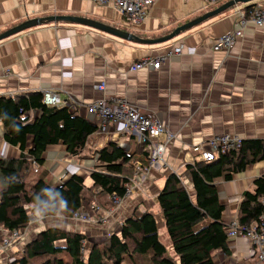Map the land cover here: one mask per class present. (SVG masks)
Instances as JSON below:
<instances>
[{
  "label": "crops",
  "instance_id": "0c3cea01",
  "mask_svg": "<svg viewBox=\"0 0 264 264\" xmlns=\"http://www.w3.org/2000/svg\"><path fill=\"white\" fill-rule=\"evenodd\" d=\"M226 1L218 0L207 6L205 0H155L141 23L129 24L113 6L98 5L91 0H0V33L30 18L57 15L86 18L152 39L169 34ZM251 2L231 6L169 40L153 44L130 41L66 19L42 23L1 39L0 96L56 91L61 106H67L72 114L83 116L96 126L98 118L87 111V106L100 98L111 103L123 99L141 112L157 115L175 134L165 146L162 161L139 183L134 182L136 165L145 163L146 153L136 137L118 122H110L102 135L91 134L78 156L67 155L61 141L49 145L43 152V164L33 171L37 173L34 180L42 178L55 186L76 173L89 184L98 156L92 152L110 141L116 142L135 165L128 183L130 193L122 197L116 208L108 212L100 210L107 219L102 231L109 235L120 230L127 216L144 212L147 199L153 200V209L157 210L156 197L167 174L179 175L191 191L186 165L202 159L200 150L209 148L212 137L228 134L240 141L264 139V28L247 22L228 52L212 51L208 45L209 40L232 31L237 11ZM180 43L187 50L159 68L130 71L136 59L165 53ZM102 81L106 87L99 91L95 86ZM38 115V110L29 112L30 119ZM163 138L161 135L160 139ZM31 145V136H27L26 147ZM21 154L18 146L4 140L0 121V156L17 159ZM263 173L264 160H260L234 174L231 180H217L218 196L225 205L222 215L225 222L236 218L241 192L252 188L253 179ZM32 217L25 234L9 249L0 250V261L7 259L8 252L10 255L22 249L27 238L45 226L84 231L94 242L108 236L102 233L92 236L90 224L73 218L43 216L40 211H35ZM161 240L167 245V235ZM227 245L229 255L220 250L212 252L214 264H255V247L249 240L229 237Z\"/></svg>",
  "mask_w": 264,
  "mask_h": 264
},
{
  "label": "trees",
  "instance_id": "16d2710c",
  "mask_svg": "<svg viewBox=\"0 0 264 264\" xmlns=\"http://www.w3.org/2000/svg\"><path fill=\"white\" fill-rule=\"evenodd\" d=\"M253 5L254 1L243 11L248 13ZM31 110H38L39 115L30 119ZM0 121L4 140L22 151L17 159L0 156V243L14 230L23 234L35 211L43 216L62 213L72 217L92 203L88 193L110 199L125 196L135 162L114 141L92 152L98 156L89 184L75 173L55 186L42 178L26 186L27 170L32 163L43 164V152L49 145L61 141L67 155L78 156L96 131V125L72 114L67 106L46 105L40 91L0 96ZM27 136L32 139L29 148ZM260 160H264V139L241 140L239 147L218 151L212 160L200 159L186 165L192 193L179 175H166L156 197L162 221L151 210L132 214L123 219L118 232L100 242L90 240L84 231L45 226L28 237L20 251L10 254L8 264H122L125 259L131 264H214V250L230 254L226 234L229 223L222 219L225 205L219 199L216 182L231 180L234 174ZM261 217L264 173L253 179L252 188L241 192L236 220L243 227H251L255 223L259 226ZM205 219L204 224L196 225ZM160 223L174 255L166 254L167 245L159 238Z\"/></svg>",
  "mask_w": 264,
  "mask_h": 264
},
{
  "label": "built area",
  "instance_id": "2783aa9c",
  "mask_svg": "<svg viewBox=\"0 0 264 264\" xmlns=\"http://www.w3.org/2000/svg\"><path fill=\"white\" fill-rule=\"evenodd\" d=\"M98 5H111L122 16L125 23L139 24L141 23L150 6L155 0H91ZM218 0H205V4L213 5ZM246 13L243 10L237 11L238 19L232 31L227 32L217 38L208 41L210 50L212 51H230L234 42L242 35V28L247 22H252L257 27L264 28V3L255 2L253 7ZM187 50V47L180 43L177 46L169 48L165 53L150 55L146 54L136 59L130 66V71L140 68L157 69L171 57L179 56ZM106 87L104 81L98 83L95 88L103 91ZM43 102L46 105H60L61 99L56 91L45 90L42 92ZM87 111L94 114L98 118L97 135H102L107 131L110 122L121 123L124 130L136 137L139 144L142 145L146 155L145 163L136 165L137 172L134 182H140L144 179L147 172L162 161L166 144L171 141L175 134L167 128V125L155 114L144 113L123 99H117L114 103L109 102L105 98L97 99L87 106ZM163 135L164 138L160 139ZM240 139L232 137L228 134L214 136L210 139L209 148L200 150L203 160H212L218 151L227 152L229 148L239 147ZM131 185L126 184V194L130 193ZM111 199L116 204H120L122 198L113 196ZM117 205V206H118ZM73 219L79 221L89 220V216L82 210L73 214ZM97 218L102 219L103 216ZM227 237H243L249 240L255 247V264H264V218H260V225H252L251 227H243L237 223L236 219L229 222L227 228ZM20 234L14 230L11 235L6 236L0 243V250L8 249L18 240Z\"/></svg>",
  "mask_w": 264,
  "mask_h": 264
},
{
  "label": "water",
  "instance_id": "95a60500",
  "mask_svg": "<svg viewBox=\"0 0 264 264\" xmlns=\"http://www.w3.org/2000/svg\"><path fill=\"white\" fill-rule=\"evenodd\" d=\"M251 1H255V0H228L225 3H223L222 5L207 11L205 13H203L202 15L185 22L184 24L176 27L172 32H170L167 35H164L162 37H158V38H152V39H147V38H141L139 36H136L130 32H127L125 30L119 29L117 27H113V26H109V25H105L103 23H99L96 21H92L86 18H82V17H75V16H57V15H53V16H45V17H36V18H30L27 19L25 21H22L21 23H18L17 25H14L8 29H6L5 31L0 33V40L10 37L14 34H17L21 31H23L24 29L42 24V23H46V22H50V21H56V20H70L73 22H77V23H85L88 25H92L93 27L106 31L108 33H111L115 36L130 40V41H134V42H140V43H144V44H153V43H157V42H162V41H166L169 40L175 36H177L178 34H180L182 31L197 25L207 19H209L210 17L226 10L227 8L237 5L238 3H247V2H251Z\"/></svg>",
  "mask_w": 264,
  "mask_h": 264
},
{
  "label": "rangeland",
  "instance_id": "374dc122",
  "mask_svg": "<svg viewBox=\"0 0 264 264\" xmlns=\"http://www.w3.org/2000/svg\"><path fill=\"white\" fill-rule=\"evenodd\" d=\"M35 168H37V165L36 164H33L32 163V166H30V168L27 170V177H26V186L27 187H30V186H32V184H34L35 183V176L34 175H36L37 173H35V172H33L34 170H35ZM148 173V172H147ZM96 191L97 190H95L94 191V193H96ZM191 193H192V191H190ZM88 195H90V197H91V199L93 200L92 201V203L88 206V208H86V207H84L85 209H82V211H83V213H85V214H87L88 216H89V220H87V221H83V222H85V223H88V224H90L91 226L89 227V233L93 236L94 234H95V230H98V232H99V234L100 233H102V235H105V236H107L108 234H104L103 233V225H104V223L107 221V219L105 220V218H106V216L104 217V218H102V219H99V218H97L98 216L100 217V216H103V215H101V211L100 210H105V212H108L110 209H113L115 206H117L118 204H116V203H114V201L112 200V199H110V198H108L107 196H105V195H103V194H101V195H99V194H95L94 196H92L91 195V193H88ZM145 204L147 205L146 206V209L145 210H151L153 213H155L156 215H157V219H158V221L160 222V221H162V214L159 212V210H158V208H157V210H154L153 209V200H151V199H147L146 200V202H145ZM119 206V205H118ZM151 206V207H150ZM116 208V207H115ZM103 212V211H102ZM33 214L34 213H32V216H33ZM74 214V213H73ZM54 215H56V216H61V218H72L73 217V215H72V217L71 216H66V215H64V214H62V213H56V214H54ZM113 216V215H112ZM120 220H122V217H121V215H120V218H119ZM234 219H236V218H234ZM208 219H205V220H203V221H200L199 223H197L196 225H202V224H204L206 221H207ZM54 220L52 219V220H50V222H53ZM165 229V227L163 226V225H161V223H160V225H159V238L161 239V238H163V235H167L166 234V230H164ZM26 230H27V228H26ZM0 232H1V229H0ZM26 232V231H25ZM25 232L23 233V234H20V236L21 235H24L25 234ZM7 235V234H6ZM28 234H26L25 236H27ZM24 236V237H25ZM95 241H97V240H95ZM101 241H103V239H101ZM167 241H169V238H168V236H167ZM170 243V241L167 243V252H166V254H171V255H174V252H173V249H172V247H171V245L169 244ZM10 248V247H9ZM8 248V249H9ZM20 251V250H19ZM9 253L10 252H8V255H7V259L5 260V259H3L2 261H0V263L1 264H8V258H9ZM18 254H20V252L18 253ZM12 256V255H11ZM10 256V257H11ZM13 256H15V254L13 255ZM17 256H19V255H17ZM122 264H131L130 263V261H128L127 259H125V260H123V262H122Z\"/></svg>",
  "mask_w": 264,
  "mask_h": 264
}]
</instances>
